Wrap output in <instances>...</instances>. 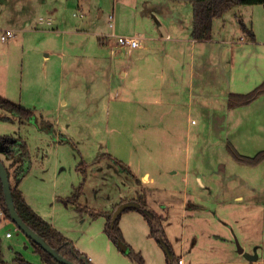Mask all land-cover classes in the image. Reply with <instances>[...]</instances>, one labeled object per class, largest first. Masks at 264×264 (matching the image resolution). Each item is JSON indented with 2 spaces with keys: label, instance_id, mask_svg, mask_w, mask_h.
Returning <instances> with one entry per match:
<instances>
[{
  "label": "rangeland",
  "instance_id": "1",
  "mask_svg": "<svg viewBox=\"0 0 264 264\" xmlns=\"http://www.w3.org/2000/svg\"><path fill=\"white\" fill-rule=\"evenodd\" d=\"M75 11L69 10L67 32L57 36L61 30L49 29L46 35L42 30L46 26L40 24V30L31 31L45 35L28 36L24 49L21 43L11 55L5 49L7 43L19 42L23 32L19 30L17 38L5 42L0 31V94L35 113L34 119H21L0 106V138L20 137L28 146L29 170L20 182L27 202L91 257V264L137 263L108 236L102 218L93 219L73 204L65 205L61 198L71 195L82 183L80 202L97 210L112 211L121 198L137 199L145 194L148 208L166 216L161 223L163 237L176 259L182 256L186 264H213L226 246L224 242L217 244L218 238L236 235L234 227L245 238L259 241V257L264 259V164L258 173L249 174L257 176L258 187L248 190L241 173L247 174L244 169L249 165L238 161L229 150L233 145L243 153L251 152L255 144L264 148V123L255 119L258 121L234 124L233 118L228 120L227 101L221 99L220 87L217 103L213 97L209 101L204 94L184 91L187 84L183 86L181 79L163 78L160 72L150 74L154 62L141 61L134 76L133 58L124 50L127 48L116 43L104 47L94 32H85L79 45H68L71 30L88 19L74 15ZM188 11L182 9L179 16L187 20ZM40 13L47 17L46 11ZM179 16L175 15L176 20ZM41 17L37 16L33 24ZM240 18L254 27L264 49V5L234 6L220 16L229 27L237 26L232 32L235 39L244 32L251 39ZM153 21L152 29L158 31ZM140 24L143 26L142 20ZM216 27L223 32L219 24ZM104 30H111L108 23ZM130 30L133 27L123 19L118 31ZM46 53L51 55L46 57ZM171 64L177 66L176 62ZM121 68L129 69L128 74L124 75ZM177 82H181L179 87ZM212 87L208 92L213 93ZM178 93L180 100L193 102V108L187 105L183 116V111L168 112L161 103L145 98H175ZM199 97L203 98L201 103ZM253 138L258 141L249 142ZM1 155L10 165L11 160ZM10 171L14 183V169L10 167ZM224 171L232 173L224 181L232 188L226 189L224 184L203 188L195 180L197 173H211L214 180L224 178ZM237 194H244L245 200L235 199ZM120 227L126 243L141 251L146 264L171 262L164 246L150 235L139 211L123 214ZM7 232L13 237H7ZM232 238L238 249L240 241ZM0 255L9 262L21 255L34 264H44L27 235L1 210Z\"/></svg>",
  "mask_w": 264,
  "mask_h": 264
},
{
  "label": "crops",
  "instance_id": "2",
  "mask_svg": "<svg viewBox=\"0 0 264 264\" xmlns=\"http://www.w3.org/2000/svg\"><path fill=\"white\" fill-rule=\"evenodd\" d=\"M151 2L153 5L150 6V3L147 0H0V31L3 34L7 30H15L17 32L15 38L19 36V30L23 32L19 37L20 43L17 41L18 39L7 43L5 49L11 55L12 51H18V46H21V43L23 46L22 49H24L27 37L34 33H38L37 31L31 30H40L38 25L43 24L46 26V28H42L43 31H46V35H48L47 31H49V29L50 32L61 30L57 34V36H60L61 32L68 31L66 25H70L67 17L69 10L76 9L78 12L82 11L84 15L81 17L87 16L88 19H86V21H82L80 25H77L71 30L70 33L72 34V38L69 40L68 45L72 47L79 45L85 32H94L96 35H99L100 42L104 47L106 44L115 43L114 37L118 35L138 37L141 40V46L129 50L124 49L133 58L132 63L134 76L137 75L141 61L154 62V66L151 69L150 74L154 76L155 74L159 75L161 73L160 75L163 78L176 79V81H180L181 79L183 86H186L187 84V88H184V91L187 89L189 93L196 91L200 94H204L206 97L204 99H208L209 101H211V98L213 97V101L217 103L219 100L217 89L220 87V97L222 100L227 101L228 120L233 118L234 124L238 125L241 121L250 123L255 119L264 123V94L249 104L233 108L228 106V96L230 93L248 92L264 80V49L261 47V41L257 40V31L255 33L254 27L247 26L243 19L240 18L242 29H245L244 31L248 32L252 38L249 39L247 34L244 32V34L235 39L232 32L237 26L229 27L224 23L226 19L216 17L213 21L212 37L209 39L199 40L192 36L193 9L190 2H179L176 0H151ZM186 5L187 7H185ZM185 8L189 9L186 14L187 20H183L179 16V14H181V10ZM41 10L46 11L47 14L46 18L42 17L46 20L50 19L51 21L40 22V19L38 18L33 24V21L37 16L41 17ZM76 13L77 12L75 11L73 14L76 15ZM111 13L114 14L115 23L113 25L109 24V15ZM177 14L180 18L176 20L175 15ZM140 15L143 16L140 18ZM78 17H80V15H78ZM162 17H164V20ZM123 19L128 21V27L132 26L133 31L130 30L128 33L118 31ZM154 19L157 22L158 31L152 29ZM141 20L144 23L143 26L140 24ZM1 22L5 25L2 26ZM106 23H108L111 27V30H104ZM217 24L222 27L221 29L223 32H219L220 28L217 29ZM47 25H49V27H47ZM91 29L93 31H91ZM74 37H76V39H74ZM110 37L111 39L108 40ZM242 37H244V39H242ZM150 50L155 53L147 54V51ZM24 52L27 51L24 50ZM144 53L146 54L143 55ZM50 55L51 54L46 53L45 56L47 57ZM171 62H176L177 66H173ZM128 70L129 69L121 68V72L124 75L128 74ZM181 82H177L178 87ZM173 84L174 82H172V85ZM209 86H213V93L208 92ZM174 97L175 98H168L167 96H164L161 100L154 98V96H146L145 98L146 100L151 99V102L152 100H155L156 102L161 103L163 109H166L168 112L170 110L178 111L177 113L183 111L182 116L184 115V110L187 105L190 109L193 108V102L188 100L184 101V99L180 100L179 93ZM165 98L167 100H165ZM201 99L203 98H198V103H201ZM194 121L195 120H193V122ZM257 141L258 138H253L249 142ZM229 143L230 142H228V146L230 147ZM233 146V148L240 152L238 146ZM263 149L264 148H260L255 144L253 145L251 152H241L243 154L247 153L246 155L251 153V155H255ZM261 164H264V160L258 164H247L249 166L244 169L247 174H244V172L241 173L243 175L241 176L243 177V182L247 183L248 190L252 189L253 191H256L254 188L256 186L258 187V184L256 183L258 178L255 175L249 176V174L258 173ZM223 174L224 178H217L214 180L211 173H207V175L204 173H197L195 180L197 179L203 188L210 187V189H213L214 187L224 184L223 186L228 189L229 186L231 187V184L230 182L225 183L224 181L227 179L228 174L231 178L232 173L227 174L224 171ZM239 177L240 176L238 174L236 178ZM235 183L236 182L233 184ZM261 194H263L261 195V199H263L264 203V193L261 192ZM121 197H124L123 194ZM124 198H121L119 202L123 201L122 199ZM235 199L243 201L245 200V196L244 194H237ZM124 200H133V198H125ZM146 200L149 205L147 196ZM221 201L224 202L222 199L220 202ZM209 202L211 203V201ZM131 210L137 209H126L121 214V217L123 214L130 212ZM138 211L139 210H137V212ZM139 212L143 214L141 211ZM82 214L90 215L89 213ZM99 218L104 220L105 230L107 219L105 216L93 219ZM133 218L141 222V220L135 216ZM145 219L146 217L144 216V222H146L147 227L150 229L148 220L146 219L145 221ZM164 219H166L165 215ZM52 224L55 226L53 222ZM233 230L236 232V235L232 234L231 238H227V236L222 238L220 235H217L220 237L218 238L217 244L224 242V244L226 243V246L224 253L222 251L218 252L219 259L213 264H264V259L259 257L260 248L257 245L259 244V241H251L248 238H245L237 230H235V227ZM7 237H13V234ZM232 237H237L240 241L239 250L236 249L235 240H233ZM263 246L264 244H262L261 247L263 248ZM255 248H257V252H255V254H257V259L251 262L245 256V253L254 254L252 251ZM240 249L242 251H240ZM217 250L220 251L219 247ZM173 253L175 256L174 251ZM180 258L184 260L183 264H186V261L182 256H177V259ZM89 261L91 262L93 260ZM168 264H170V262H168Z\"/></svg>",
  "mask_w": 264,
  "mask_h": 264
},
{
  "label": "trees",
  "instance_id": "3",
  "mask_svg": "<svg viewBox=\"0 0 264 264\" xmlns=\"http://www.w3.org/2000/svg\"><path fill=\"white\" fill-rule=\"evenodd\" d=\"M176 1H187L192 4V9H193L192 36L195 39H199V40L211 38L213 33L214 19L216 17L222 16L232 7L238 5H251V4L264 5V0H176ZM263 94H264V80L260 84H258L255 88H253L248 92L230 93L228 96V106L230 108H233L236 106L249 104ZM0 106L10 109L21 119H34L35 117V113L32 109H30L27 106H24L22 103L14 102L1 94H0ZM42 120L43 121L41 124L44 125V123H46V120L43 118ZM10 139L11 138H6V137L0 138V140L6 146L5 155L9 160H11L10 165L6 164V161L3 159V157L2 160L4 161L8 169L9 175L11 174L10 167L14 169V173H15V182L14 183L11 182V186H12L13 199L17 211L19 212L21 217L25 220V222L33 230H35L42 237H44L53 247L57 248L60 254L73 260L76 263L85 264L86 261H89L88 256L85 253L81 252L75 246L72 239L66 236L61 230L56 228L52 224V222H50L49 220L45 219L42 215H40L27 202L23 191L20 189V182L27 173V171L29 170L28 146L26 142L20 137L13 140ZM230 151L234 155V157L242 163L253 165V164H258L264 160V149L257 152L255 155L242 154L233 147L230 148ZM83 171H85V169ZM82 187H83V183L77 186L71 195H69L66 198H61L63 202L67 205L73 204L78 211H80L81 213H89L92 218L105 216L107 219L105 225V231L107 232L108 236L116 244H118V241H122L123 243H125L129 249L128 256L134 262H136L137 264H146V259L142 255L141 251L135 250L132 246L126 243L122 229L120 227L121 215L117 217L114 223L112 222V216L117 206L120 203L129 200H123L119 202L117 205H115L112 211L97 210L80 202V196L83 192ZM133 200L139 202L140 207L137 210L141 211L148 220L150 226V235L157 239L161 235L164 236L165 234H162L161 231V223L164 219V215L154 212V218L152 219L143 210L144 208L148 207L145 194ZM0 210L5 218L13 221L9 207L5 199L4 187L1 177H0ZM28 238L35 247L36 251H38L41 254L44 264H65L57 260L40 244L35 242L31 237ZM178 260L179 259H176V257H174V259L171 260L170 264H176L175 262L178 263ZM0 264H34V263L23 258L21 255L15 256L11 262L3 259L0 255Z\"/></svg>",
  "mask_w": 264,
  "mask_h": 264
},
{
  "label": "water",
  "instance_id": "4",
  "mask_svg": "<svg viewBox=\"0 0 264 264\" xmlns=\"http://www.w3.org/2000/svg\"><path fill=\"white\" fill-rule=\"evenodd\" d=\"M6 146L3 144L2 141H0V177L2 179L3 187H4V193H5V199L7 202V205L10 210L11 217L13 221L17 224V226L28 236L31 237L35 242L40 244L44 249H46L51 255H53L57 260H59L62 263L65 264H79L74 262L73 260L63 256L59 253L58 249L53 247L44 237H42L39 233H37L35 230H33L21 217L19 212L16 209L13 194H12V186H11V179L8 172V169L2 160L1 154H5ZM135 208L138 209L140 207L139 202L135 200H129L124 201L120 203L117 208L115 209L113 216H112V222L117 219L119 215H121L126 209L128 208ZM152 219L154 218V211H151L148 207L143 209ZM159 242L164 246L167 254L169 255L170 259H174V253L172 249H170L169 244H167V240L162 235L158 238ZM123 251L128 255L129 249L125 243L122 241H118L117 244ZM240 251H242L240 249ZM245 256L249 261H255L257 259V254L252 253H245ZM178 264L177 262H175ZM85 264H91V262L86 261Z\"/></svg>",
  "mask_w": 264,
  "mask_h": 264
},
{
  "label": "built area",
  "instance_id": "5",
  "mask_svg": "<svg viewBox=\"0 0 264 264\" xmlns=\"http://www.w3.org/2000/svg\"><path fill=\"white\" fill-rule=\"evenodd\" d=\"M76 15L83 16L84 13L81 11V12H77ZM109 19H110V25H113L114 24L113 23V19H114L113 13L109 15ZM45 21L50 22L51 20L50 19L46 20L43 17L40 18V22H45ZM16 35H17V32L15 30H7L1 35V38L4 41H8L14 38ZM114 39L117 45H119L120 47L127 48V49H133V48L141 46L142 44L141 40L138 37H133V36L118 35V36H115ZM242 39H244V37H242ZM11 235H12L11 232L7 233V236H11ZM89 260H91V257H89ZM178 263L183 264L184 260L180 258L178 260Z\"/></svg>",
  "mask_w": 264,
  "mask_h": 264
}]
</instances>
